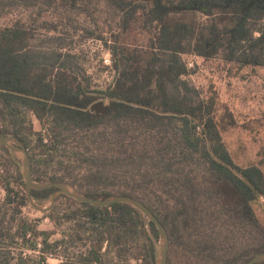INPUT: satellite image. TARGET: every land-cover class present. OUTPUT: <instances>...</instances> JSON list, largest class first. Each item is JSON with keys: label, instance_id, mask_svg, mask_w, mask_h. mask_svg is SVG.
I'll use <instances>...</instances> for the list:
<instances>
[{"label": "trees", "instance_id": "16d2710c", "mask_svg": "<svg viewBox=\"0 0 264 264\" xmlns=\"http://www.w3.org/2000/svg\"><path fill=\"white\" fill-rule=\"evenodd\" d=\"M23 1L27 6H49L54 0ZM62 1L76 6L80 0ZM111 1H119V7L125 9L133 0ZM137 1L143 7L135 4L130 14L147 7V21L157 25L152 38L157 51L144 52L139 56L144 62L141 60L131 70L118 67L115 58L119 77L108 90L75 84L68 74L74 68L72 62L66 63L56 51L30 49L33 34L26 28L17 25L0 29V111L11 118L20 117L23 110L30 112L47 131V140L37 133L43 155L29 152L34 181L42 180L37 166L45 162L83 163L87 166L85 178L96 190L82 191L75 182L73 185L92 198L123 195L142 201L167 229L170 248L195 219L193 204L200 192L210 189L217 207L241 223L251 222L264 237V228L253 211V204L264 198V174L255 165L241 167L234 162L222 140V131L236 126V122L231 116H218L214 101L202 99L181 78L188 72L183 54L204 59L221 55L226 62L264 67V0ZM113 53L116 56L118 52ZM15 121L12 132L0 134L18 137L28 149L29 143L21 135L24 120ZM68 131L79 133L76 146L70 148L65 144ZM67 149L72 150L70 157H65ZM195 164L204 166L205 184L195 182L191 169ZM61 177L53 175L49 182H67ZM104 184L107 188L101 190ZM2 185L6 192L3 206L12 207L14 215L29 205L26 193ZM169 186H174L177 193L158 210L155 204L160 202L159 188ZM54 191L33 190L32 197L47 198ZM61 197L80 207L69 219H85L77 224L69 243L74 245L85 233L91 234L88 250L75 258H62L63 239L51 240V233L36 228L29 233L24 226H8L5 212L0 219V241L14 242L20 248L16 258H2L0 264H12V260L14 264H35L37 252L40 264H48V258L58 259V264H104L105 236L112 241L110 247L116 248L123 234L132 236L144 225V215L127 204L95 207ZM49 215L59 226L55 207ZM148 225L154 240L143 246L140 259L144 264H155L159 236L155 225L150 221ZM29 235L34 239L43 236V240L30 245ZM24 248L35 255L24 254ZM260 252H264V240L256 254Z\"/></svg>", "mask_w": 264, "mask_h": 264}, {"label": "rangeland", "instance_id": "374dc122", "mask_svg": "<svg viewBox=\"0 0 264 264\" xmlns=\"http://www.w3.org/2000/svg\"><path fill=\"white\" fill-rule=\"evenodd\" d=\"M118 2L80 0L76 6H71L62 0H54L49 6H27L23 0H2L0 29L17 25L26 28L33 34L29 41L30 49L46 53L56 51L62 54L66 63L72 62L74 68L68 74L75 84L80 83L82 88L88 84L90 90H108L119 77L115 69V58L118 60V67L131 70L141 60V63L144 62L139 57L144 52L157 51L153 49L152 41L157 25L147 21V7L137 9L131 16L132 7L135 4L143 7V3L133 0L122 9ZM257 35L256 32L255 36ZM113 50L118 52L116 56ZM68 56L71 58L68 59ZM182 58L188 69L181 76L182 80L189 82L202 99H212L218 116L225 114L236 122V126L222 131V140L234 162L241 167L255 165L264 174V67L226 62L221 55L204 59L195 54H183ZM119 61L122 62L121 65ZM21 112L20 117L11 118L0 111V131L12 132L15 129V119L24 120L21 135L29 143V152L40 157L43 151L38 146L37 133L43 134L47 140L46 128L30 112ZM67 133V148L76 146L79 133ZM104 133L103 131V137L106 135ZM64 154L65 157H70L72 150L67 149ZM37 169L38 175L42 174V180L38 182H49L51 176L57 175L72 184L75 182L82 191L96 190L85 178L87 166L83 163L72 161L59 165L56 161L45 162L38 165ZM191 169L195 182L205 184L204 166L195 164ZM2 184L26 193L21 162L10 150L0 147V219L7 212L6 220H10L8 226L18 224L19 228H27L29 233L36 228L38 232L51 233V240L63 239L64 244L60 249L62 258H75L88 250L91 242L88 238L91 234L85 233L74 245L69 243L77 224L85 220L82 218L72 221L68 218L73 212L80 210L78 205L65 197L56 199L52 208L55 207L54 216L60 221L59 226H55L49 212L37 211L30 204L14 215L10 209L12 207L3 206L6 192ZM106 185H102L101 190L107 188ZM159 192L160 202L155 206L162 210L177 190L174 186H169L160 187ZM34 201L45 208L50 206V196ZM193 205H196L195 219H192L188 229L180 232L181 237L174 240L169 249V264H242L256 254L264 240L259 229L249 221L241 223L227 210L217 207L212 190L201 191ZM253 211L264 228V198L253 204ZM13 216L15 221L11 222ZM148 221L145 217L144 225L136 234H123L120 246L116 248L110 247L112 241L105 236L102 249L104 264H144L140 259L143 246H149L154 240ZM27 239L30 245L38 244L43 236L34 239L29 235ZM155 244L158 254L159 239ZM19 248L20 245L14 242L11 244L0 241V259L16 258ZM23 251L26 252L24 254H33L29 248H24ZM35 254L33 262L40 264V253ZM47 261L48 264L60 262L56 258H48ZM11 263L14 264V261Z\"/></svg>", "mask_w": 264, "mask_h": 264}, {"label": "water", "instance_id": "95a60500", "mask_svg": "<svg viewBox=\"0 0 264 264\" xmlns=\"http://www.w3.org/2000/svg\"><path fill=\"white\" fill-rule=\"evenodd\" d=\"M0 146L10 150L23 166V177L26 185V195L29 204L40 212H49L59 196H67L78 202L86 203L95 207H107L115 203L127 204L140 211L150 222H152L159 236L158 257L155 264H168L170 249V238L167 229L155 216L151 209L142 201L131 196L117 195L107 199H97L85 195L75 185L70 182H36L32 176V164L28 149L25 144L15 136H5L0 134ZM54 188L55 191L50 196V206L45 208L35 203L32 191H42ZM264 262V252H260L250 258L245 264H258Z\"/></svg>", "mask_w": 264, "mask_h": 264}]
</instances>
